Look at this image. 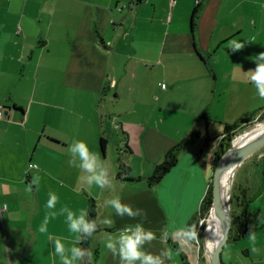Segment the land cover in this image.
Wrapping results in <instances>:
<instances>
[{"label": "crops", "instance_id": "crops-1", "mask_svg": "<svg viewBox=\"0 0 264 264\" xmlns=\"http://www.w3.org/2000/svg\"><path fill=\"white\" fill-rule=\"evenodd\" d=\"M230 41L244 46L233 51ZM262 51L264 0H0V264H90L89 251L91 264H122L119 236L137 228L154 234L140 250L160 264H209L201 205L217 154L264 124V99L247 72ZM190 132L158 184L116 176L120 165L150 175ZM79 140L99 155L97 173L109 166L111 186L88 182L92 173L70 151ZM240 168L232 214L257 210L264 224V145L233 175ZM117 197L134 215L117 213ZM91 200L100 229L85 245L71 224L87 222ZM190 230L194 239L183 235ZM247 236L236 230L227 243L237 253ZM74 248L85 255L73 258ZM221 257L235 264L231 252Z\"/></svg>", "mask_w": 264, "mask_h": 264}, {"label": "clouds", "instance_id": "clouds-1", "mask_svg": "<svg viewBox=\"0 0 264 264\" xmlns=\"http://www.w3.org/2000/svg\"><path fill=\"white\" fill-rule=\"evenodd\" d=\"M233 51H238L243 48V44L241 42L230 41L228 45ZM253 61L256 62V67L254 69H249L248 72V79L255 85L256 91L258 96L261 99H264V51L259 52L255 56L251 57ZM162 88H166L167 85L162 84ZM70 151L78 155L81 164L80 166L85 169L87 172L92 173V176L89 177L88 182L91 183L95 181L96 185L104 186L109 185L111 186V181L107 179L108 173L110 172L109 166L105 164L103 168L97 173L96 169L99 166L98 160L100 159L99 155L91 152L87 146V144L83 140L76 141L71 147ZM31 166V164L29 165ZM32 184H36V179L33 177ZM31 190V188H29ZM56 197L52 196L47 201L48 207H53L55 203ZM112 206L116 209L117 213L123 215L124 212H128L129 215H134L131 211V208L126 205H122L120 199L114 198L110 201ZM107 225H111V221L105 222ZM95 227V224L92 222H85L84 218L81 216L78 220H74L71 224V229L74 232H78L81 229L85 233L91 232V230ZM41 233H44L46 229L41 226L39 228ZM188 239L195 238L194 231H187L183 234ZM154 238V234L151 230H144L141 228H137L133 232H125L119 236V249H120V259L122 264H133V262L137 259L141 261V264H160L158 259H155L151 255H147L140 250V246L145 241H151ZM250 239L255 240V235L251 234ZM108 248L114 249L115 245L109 243L107 245ZM253 251H255L253 249ZM55 253L59 254L61 257L64 255V246L59 240H55ZM73 258H79L85 255V253L81 252L79 249H73ZM88 256L90 258L91 264V257L92 252H88ZM62 264H71V261L67 259H62Z\"/></svg>", "mask_w": 264, "mask_h": 264}, {"label": "trees", "instance_id": "trees-1", "mask_svg": "<svg viewBox=\"0 0 264 264\" xmlns=\"http://www.w3.org/2000/svg\"><path fill=\"white\" fill-rule=\"evenodd\" d=\"M135 1V0H134ZM132 0V2H134ZM193 16L196 17V11H194ZM192 25L194 26L195 24L192 23ZM102 43L104 44V42L102 41ZM109 86L105 85L102 87L101 91H100V95L103 96L108 92ZM249 121V118L243 117L241 118L237 123H235L232 126L227 125L224 129L225 132L231 131V130H237L241 127V124H243L244 122ZM245 132V129L242 130ZM241 133V132H240ZM191 132L184 137L183 139H181L178 143H176L173 147L169 148L168 150H166L163 155L161 160L155 165L153 172L150 175L147 176H131L130 175V168L128 165H120L117 168L116 171V176L126 182H133V181H137L139 179H146L150 184H158L161 179L165 176V174L176 164L177 159H178V154L180 152V150L186 146L187 144H189L191 142ZM231 144L229 143L227 145V148L230 146ZM101 149L102 151L104 150V141H101ZM226 149H223L220 151L219 154H217V158L216 161L218 160V158L220 157V155L225 151ZM234 196H231V207H232V203L234 202ZM211 212V184L209 185L208 191H207V195L205 196V198L202 201V205H201V215L203 216H207L209 215V213ZM232 208H230V215H231V220H232V229L230 232V236H229V240H232V235L236 232V230H239L241 233V236H246V235H251L253 233H255L256 231H259L263 228V225L260 223V219H259V213L257 210L255 211H248L247 209L242 208L241 210V215L239 217H237V219L234 217V215L232 214ZM97 210H96V204L94 202V200H91L88 204L87 207V222H92L95 224V227L91 230V232L89 233H85L84 232V236H83V242L85 245L88 244L89 242V238L92 236V234L96 231H98L100 228L97 224ZM205 224L201 225V229L204 230L205 228Z\"/></svg>", "mask_w": 264, "mask_h": 264}, {"label": "water", "instance_id": "water-1", "mask_svg": "<svg viewBox=\"0 0 264 264\" xmlns=\"http://www.w3.org/2000/svg\"><path fill=\"white\" fill-rule=\"evenodd\" d=\"M7 114V111H4ZM246 135L245 142L240 143V138ZM264 145V124L250 128L238 136V138L220 155L216 161L211 179V216L222 226V233L209 254V264H223L221 253L228 242L232 229V220L229 208L221 199V186L223 179L251 153ZM206 230V229H205Z\"/></svg>", "mask_w": 264, "mask_h": 264}, {"label": "rangeland", "instance_id": "rangeland-1", "mask_svg": "<svg viewBox=\"0 0 264 264\" xmlns=\"http://www.w3.org/2000/svg\"><path fill=\"white\" fill-rule=\"evenodd\" d=\"M259 126V125H256ZM254 126V127H256ZM253 128V127H251ZM249 129V128H248ZM246 131V130H245ZM244 132V131H243ZM242 135V132L237 134L235 139L233 140V142L238 138V136ZM243 140V138L240 139V141ZM232 142V143H233ZM231 143V144H232ZM244 170V168H240L237 172V175H231V172L229 173L230 175V180H229V184H230V192H229V200H228V208H229V212H230V208H231V196L235 195V196H239L240 195V190L239 187L241 185V181L243 179V173L242 171ZM235 202V201H234ZM262 204V209H263V214H264V202H261ZM233 203H232V209H233ZM209 220L208 221H204L202 224H205V229L204 230V234H205V244L206 247L208 248V251L212 250V248L214 247L213 244V240H214V234L212 235V233H210V228H209V224H210V220H211V216L208 217ZM215 223L216 220H215ZM264 227V224H262ZM214 228V227H213ZM214 230V229H213ZM262 232V229H261ZM235 243H226L223 247L222 253L223 254V259H226V254L227 253H232V257H233V261L235 264H264V231L262 234H256L255 235V240L250 239V236L247 237H243L241 238L240 242L237 244V253L234 252L233 248ZM248 244L251 247V251L252 254L254 255V260L255 262L252 261V259L249 256H245V254L242 252L243 249H245V245ZM263 246H260V245ZM236 246V245H235ZM253 249L255 251H253Z\"/></svg>", "mask_w": 264, "mask_h": 264}, {"label": "bare ground", "instance_id": "bare-ground-1", "mask_svg": "<svg viewBox=\"0 0 264 264\" xmlns=\"http://www.w3.org/2000/svg\"><path fill=\"white\" fill-rule=\"evenodd\" d=\"M241 138H243V140H241L239 144L245 142L246 135L242 136ZM229 180H230V175L228 174L223 179L222 186H221V199H222V202H223L224 206L226 207L225 210H227L228 200H229V192H230V184H229L230 182H229ZM209 228H210V233H212V235L214 234L215 238H214V240L212 242H213V244L215 246V244L217 243V241L219 240V238L221 236L222 226L220 224H218V223H215V219L213 218V216H211ZM209 252H211V250Z\"/></svg>", "mask_w": 264, "mask_h": 264}, {"label": "built area", "instance_id": "built-area-1", "mask_svg": "<svg viewBox=\"0 0 264 264\" xmlns=\"http://www.w3.org/2000/svg\"><path fill=\"white\" fill-rule=\"evenodd\" d=\"M171 1H173V0H171ZM170 3L172 4V2H170ZM3 116H4V109H3V107L0 106V118H2ZM30 164H31V166H29ZM28 166H29L30 168H32V167H36V165L33 164V163H29ZM209 216H211V212L209 213V215H207V216H205V217H202V218L200 219V222H199L200 226L202 225V223H203L204 221H208V220H209V218H208Z\"/></svg>", "mask_w": 264, "mask_h": 264}]
</instances>
